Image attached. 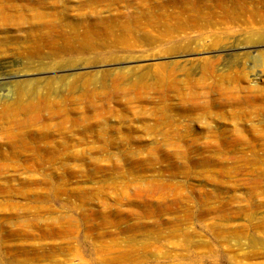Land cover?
I'll return each instance as SVG.
<instances>
[{
    "label": "rangeland",
    "instance_id": "obj_1",
    "mask_svg": "<svg viewBox=\"0 0 264 264\" xmlns=\"http://www.w3.org/2000/svg\"><path fill=\"white\" fill-rule=\"evenodd\" d=\"M146 1L0 0V107L35 87L70 109L28 126L52 128L28 148L0 144V264H264V44L234 48L261 3L212 27H147L150 42L65 38L81 16ZM44 23L60 32L40 46ZM218 28L230 49L212 46Z\"/></svg>",
    "mask_w": 264,
    "mask_h": 264
},
{
    "label": "bare ground",
    "instance_id": "obj_2",
    "mask_svg": "<svg viewBox=\"0 0 264 264\" xmlns=\"http://www.w3.org/2000/svg\"><path fill=\"white\" fill-rule=\"evenodd\" d=\"M91 1L100 2L104 0H91ZM259 1L261 5L253 8L251 12V16L253 18L254 17L257 18L258 23H260L261 25L257 28L247 27L243 30H240L239 33L240 32L244 33V30L249 31L250 33L249 35H243L242 37L237 36L234 40L235 41L234 48H238L240 46L264 44V11L261 9V8H264L263 6L264 1L263 0H259ZM247 3L254 4L255 1L254 0H212L211 4H206L205 1H202V0H147L146 2L141 3L139 8L132 9L130 12H125L122 10H118L117 12H114V13L110 12L114 15L113 17L109 16V17L104 18L100 15V13H96L93 16H81L82 19H84L85 22H87V25L84 27V30L80 32L78 25L74 24L72 28L69 30L70 34L69 35L66 34L65 38L67 40H70L72 37L80 35L82 37L85 49L90 48L92 41L95 37L100 38V37L108 36V35H115L117 39H119L120 44L121 42H124L126 43V45L127 44L133 45L134 43L142 41L143 39L144 41L147 40L150 42L151 39L149 38V36L145 34V28L147 27H158V29L160 30L164 28L165 33L174 34L172 33V31L178 30V28H184V27L188 28V27H198V26L205 28V27H212L215 25H221L224 23L223 22L224 19L230 20V21L240 19L241 17L240 8L245 6ZM105 11H109V9L105 8ZM40 25L44 27L47 25L49 27V31L47 32L42 31L41 34H39L40 36L38 35L36 36L35 40L37 41L36 43L39 45H40V42L38 41L39 39L43 40V42H45L46 44H49L48 38H51L52 31L60 32V31L54 30L48 23H44ZM217 31L219 32H216V31L213 32L215 36L213 37V40L211 42L212 46L216 45L217 47H224V48L230 49L228 45L226 44L222 45V42H223V39H225L224 41L226 43L228 40H230V36L228 33L232 31L231 28L230 29L229 28L228 29L218 28ZM161 35H158L157 38L163 39L164 34L161 33ZM52 39L54 40V38ZM193 43H195V41H193ZM185 45L186 46L183 47V50H185V48L187 46H190L191 44H185ZM38 48H39L38 45L33 46L30 49V51L34 55L41 56L42 53L39 51ZM193 48L191 47L192 50H195L196 47H193ZM0 51H2V49H0ZM52 52L55 54L61 53L59 49H54ZM164 52L167 53V51H163L161 53H164ZM250 52L246 51L242 55L241 53L232 52L231 54L232 60L236 61L237 57L240 55L241 57L245 55L249 56ZM261 55H264V54H261ZM101 57H97L93 61L102 62L107 59V57H103V56ZM131 57L133 58V56ZM252 57L253 58L251 57L250 58L253 61L255 57L254 56ZM110 58H114V57L111 56ZM209 60L206 59L203 62L204 69L206 68L209 69V67H211V63ZM211 62L213 63V61ZM230 63H233V62L230 61ZM77 64L78 62L76 60H72V63L70 64V66H75ZM56 66L59 67L60 63L55 64L53 68H55ZM162 67L163 66H161L160 69H162ZM44 69H48V67L38 66V67L33 68V66H27L25 68L26 71H29V70L35 71V70H44ZM254 69H255L254 66L251 67V70H252L251 76H253L252 81L257 83L259 74L257 71H254ZM129 72L130 71L124 70V72H121V73L116 72V73H109V74L113 75V74L118 73L119 77H124L123 75ZM161 77H163L162 80H164L163 72L161 73ZM213 77H214V80L211 83L212 86H217V85L223 86L224 77H221L220 79L216 78L215 75ZM63 80L64 78H59V80L57 81L62 82ZM211 84L209 85L205 83L204 85L211 86ZM175 87H178V86L175 85ZM211 88L213 89V87ZM35 89H36L35 87H30L29 89H20L17 93V99L14 103L3 104L0 107V131L3 134V140H0V144H8L12 148H16V149L21 148V147L28 148L29 145L31 146L33 143H35L37 139L39 140L44 137H49L52 133L51 131L52 128L50 125H45L44 127L39 128V129H27L28 126L39 122L43 118V116H45V113L50 115L51 118H55V117L64 116L65 111L70 110L67 108H62V103L65 102L64 100L58 101V99L53 97L52 94L41 93V92L36 93ZM99 94L100 93H97L96 95H99ZM76 99H73V100L75 101ZM189 101H190V97H188L185 103L187 104L189 103ZM190 106H193V105H190ZM62 123H66L65 125L68 124V122H65V120H63ZM50 143H51L50 141L46 142L45 146H42V148L44 150L50 149L51 148ZM64 146L62 148H64ZM71 152L75 153V150H71Z\"/></svg>",
    "mask_w": 264,
    "mask_h": 264
}]
</instances>
